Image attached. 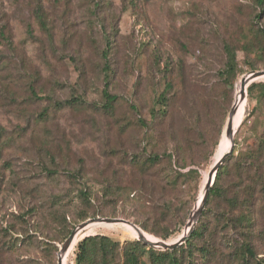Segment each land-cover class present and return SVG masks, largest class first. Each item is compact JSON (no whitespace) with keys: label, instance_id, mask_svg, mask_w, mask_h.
Returning <instances> with one entry per match:
<instances>
[{"label":"rangeland","instance_id":"obj_1","mask_svg":"<svg viewBox=\"0 0 264 264\" xmlns=\"http://www.w3.org/2000/svg\"><path fill=\"white\" fill-rule=\"evenodd\" d=\"M262 28L257 0H0V264H57L66 232L94 218L181 237L241 80L264 69ZM228 51L236 67L225 80ZM105 83L117 98L110 112L101 108ZM254 83L264 79L245 88L226 159L241 170L240 193L251 192L252 245L264 264V156L250 162L264 151V96L251 97ZM162 93L167 117L155 119ZM153 154L165 158L143 173ZM239 232L222 229L225 248ZM95 234L138 241L127 225L95 224L73 244ZM67 254L62 264H74Z\"/></svg>","mask_w":264,"mask_h":264},{"label":"trees","instance_id":"obj_2","mask_svg":"<svg viewBox=\"0 0 264 264\" xmlns=\"http://www.w3.org/2000/svg\"><path fill=\"white\" fill-rule=\"evenodd\" d=\"M263 2L264 0H257L260 6H262ZM260 32L264 33V28L260 29ZM255 50H259V54H261L264 52V47H259ZM235 67V57L233 53L228 51L225 70L222 74L225 80H228L233 75ZM261 70L253 66L250 67V72ZM104 85L105 87L101 93L103 98L101 108L105 112H110L117 102V98L108 93L107 83ZM168 89H172V87L169 86ZM254 89H257L258 93L264 96V83H254L249 87L251 97ZM30 92L35 96L33 90L30 89ZM156 104L158 107H153L151 110L152 118L156 119L159 115L162 118L167 117L165 109L167 98L165 93L158 96ZM62 105L65 106V104H58V107L61 108ZM141 123L143 126L146 125L144 122ZM222 128L223 124L208 139L207 148L208 155L210 156L219 144ZM257 156V158L250 157L252 164L261 161L259 158L264 156V151ZM171 157L169 156V159ZM164 158L157 154L150 155L141 164L140 170L145 173L152 169L154 165L162 162L161 160ZM231 159H233L232 156L218 167L213 184L209 189L199 224L195 225L189 236L180 246L172 250L162 251L148 247L137 240L126 241L120 244L106 235L95 234L93 236H85L75 245L73 244L67 254V258H70L74 254V264H257L256 262L262 264L255 254L251 239L253 237L251 223L252 195L248 190H243V193H240L242 173L241 170L234 169L233 164L230 165ZM133 165L134 167L141 166L139 164ZM245 174L249 176V172ZM231 175L236 178V181H231L233 188H230V185L226 186L224 183L225 178ZM248 186L250 187L249 184ZM208 215L212 216L211 224L203 222ZM226 228L242 230L239 234L243 238L235 240L233 236L230 241H227L228 245L225 248L224 238L220 235L222 229L226 230ZM70 234L71 230L67 231L64 240ZM161 239V241L166 242L169 237L168 235H164Z\"/></svg>","mask_w":264,"mask_h":264},{"label":"water","instance_id":"obj_3","mask_svg":"<svg viewBox=\"0 0 264 264\" xmlns=\"http://www.w3.org/2000/svg\"><path fill=\"white\" fill-rule=\"evenodd\" d=\"M264 79V70L261 71H253L248 73L242 80H241V88H242V93L244 92V88L250 84L253 83L255 81H259ZM236 109H237V105L234 103L233 107L231 108L229 114H228V118L226 121V125L224 128V131L222 134H224L230 141V147L229 150L213 165V167L209 170L208 172V180L207 183L204 187V191H203V195L201 197L200 203L198 205V207L194 210V212L191 215L190 220L188 221L185 229H184V233L181 235V237H179L175 242L172 243H167V242H163L161 240H156V241H149L147 240V238H145V236L143 235L142 231L137 228L135 225L122 220V219H110V218H94V219H89L81 224H79L77 227H75L73 229V231L71 232V234L68 236V238L64 241V243L61 245L60 249H59V253L57 256V264H62V258L63 256L66 254V252L68 251L69 246L71 245L75 235L81 231H83L85 228H87L90 225H95V224H100V223H105V224H124L127 225L129 227H131L137 236L138 241H140L141 243H143L144 245H147L148 247L154 248V249H158V250H172L178 246H180L182 243H184V241L186 240V238L189 236V234L191 233L193 226H194V222L197 219V217L200 215L202 208L206 202L207 196H208V192L210 187L213 184L214 181V177L216 174V171L218 169V167L223 163V161L231 154L232 152V147H233V134L235 133V131H233V118L235 116L236 113Z\"/></svg>","mask_w":264,"mask_h":264},{"label":"bare ground","instance_id":"obj_4","mask_svg":"<svg viewBox=\"0 0 264 264\" xmlns=\"http://www.w3.org/2000/svg\"><path fill=\"white\" fill-rule=\"evenodd\" d=\"M246 87H247V86H246ZM246 87H245V88H246ZM245 88H244V92H243V93H242V88H241L240 96L237 98V101L235 102V104L237 105V109H236L235 116H234V118H233V131H235V129L238 127V124H237V123L241 120L242 110H243V105H244L243 98H244V95H245ZM229 142H230L229 139L224 135L223 143H222V152H221V154H220L219 159L225 154L224 151H225V149H226V147H227V145H228ZM219 159H218V160H219ZM207 180H208V178H207ZM206 183H207V181H206ZM205 185H206V184H205ZM202 195H203V191H202L201 197H202ZM100 224H105V223H100ZM107 225H111V224H107ZM90 226H92V225H90ZM90 226H88V227H90ZM88 227H87V228H88ZM87 228H85L83 231H85ZM83 231H81V232H79V233H77V234L75 235V237H74V239H73L71 245L73 244V242L75 241V239H76V238H77V237H78ZM142 233H143V232H142ZM143 235L145 236V238H149V239H151V240H153V241H154V240H157V239H155V238H153V237H151V236H149V235H147V234H145V233H143ZM147 240H148V239H147ZM71 245L69 246L68 251H69ZM68 251L66 252V254L68 253Z\"/></svg>","mask_w":264,"mask_h":264}]
</instances>
